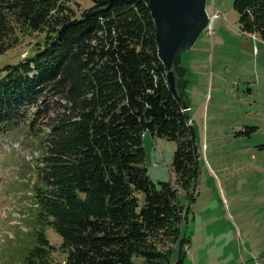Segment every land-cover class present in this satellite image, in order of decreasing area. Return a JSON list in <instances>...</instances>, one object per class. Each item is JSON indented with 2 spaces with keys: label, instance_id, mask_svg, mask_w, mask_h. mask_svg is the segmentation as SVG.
Listing matches in <instances>:
<instances>
[{
  "label": "trees",
  "instance_id": "trees-1",
  "mask_svg": "<svg viewBox=\"0 0 264 264\" xmlns=\"http://www.w3.org/2000/svg\"><path fill=\"white\" fill-rule=\"evenodd\" d=\"M149 3L95 0L78 16L65 0H0V52L18 42V28L45 33L0 77V133L28 122L42 150L22 264H136L139 255L168 264L151 240L176 221L179 233L189 207L171 182L150 178L143 136L178 142L173 168L191 200L202 153L184 110L186 68L179 56L176 96ZM234 8L241 29L264 40V0H234ZM47 225L63 238V261L52 258Z\"/></svg>",
  "mask_w": 264,
  "mask_h": 264
},
{
  "label": "rangeland",
  "instance_id": "rangeland-1",
  "mask_svg": "<svg viewBox=\"0 0 264 264\" xmlns=\"http://www.w3.org/2000/svg\"><path fill=\"white\" fill-rule=\"evenodd\" d=\"M94 4L65 0L78 16ZM212 6L224 13L213 33L204 30L180 57L202 153L194 200L173 168L178 142L150 131L143 136L150 178L158 186L171 182L189 207L180 232L176 221L152 238V251L168 264H264V40L241 29L234 0H207L210 13ZM16 35L18 42L0 52V77L6 65L32 55L45 33L18 28ZM27 123L0 133V264H22L35 230L31 187L42 150ZM45 232L52 258L63 261L62 236L49 225Z\"/></svg>",
  "mask_w": 264,
  "mask_h": 264
},
{
  "label": "water",
  "instance_id": "water-1",
  "mask_svg": "<svg viewBox=\"0 0 264 264\" xmlns=\"http://www.w3.org/2000/svg\"><path fill=\"white\" fill-rule=\"evenodd\" d=\"M157 27L159 54L164 62L172 91L178 95L175 60L190 50L209 23L207 0H149ZM190 107L184 105V110ZM152 115V110H150Z\"/></svg>",
  "mask_w": 264,
  "mask_h": 264
},
{
  "label": "built area",
  "instance_id": "built-area-1",
  "mask_svg": "<svg viewBox=\"0 0 264 264\" xmlns=\"http://www.w3.org/2000/svg\"><path fill=\"white\" fill-rule=\"evenodd\" d=\"M208 14H209V23L206 26L205 31H206L207 35H211L213 33V28H214L215 21L220 19V18H222L224 13L221 10H219V9L215 8L214 6H212V12L210 13L208 11ZM254 37H255V35H254Z\"/></svg>",
  "mask_w": 264,
  "mask_h": 264
},
{
  "label": "crops",
  "instance_id": "crops-1",
  "mask_svg": "<svg viewBox=\"0 0 264 264\" xmlns=\"http://www.w3.org/2000/svg\"><path fill=\"white\" fill-rule=\"evenodd\" d=\"M188 83H189V80H188ZM189 86V84H187V87ZM187 87H186V89H187ZM186 94H187V90H186ZM187 98H188V101H189V97H188V95H187ZM189 103H190V101H189ZM191 105V104H190ZM193 111V106H190V113ZM191 115H192V113H191ZM192 117H193V115H192ZM193 120L195 121V119H194V117H193ZM195 125H196V121H195Z\"/></svg>",
  "mask_w": 264,
  "mask_h": 264
}]
</instances>
